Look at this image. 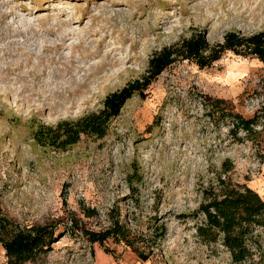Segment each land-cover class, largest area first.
I'll return each instance as SVG.
<instances>
[{
    "label": "rangeland",
    "instance_id": "obj_1",
    "mask_svg": "<svg viewBox=\"0 0 264 264\" xmlns=\"http://www.w3.org/2000/svg\"><path fill=\"white\" fill-rule=\"evenodd\" d=\"M263 30L264 0H0V208L17 226L48 225L58 237L26 264H233L221 244L196 237L197 211L226 159L230 181L264 199V129L257 141H235L231 120L207 113L218 99L227 113L264 115L256 58L225 53L204 69L177 59L103 139L82 138L67 152L36 145L30 127L99 110L144 75L154 53L193 33L215 46L226 33ZM115 217L145 239L146 262L111 243L118 257L105 254L82 236ZM157 226L165 234L154 241ZM258 234L243 264H264Z\"/></svg>",
    "mask_w": 264,
    "mask_h": 264
},
{
    "label": "trees",
    "instance_id": "obj_2",
    "mask_svg": "<svg viewBox=\"0 0 264 264\" xmlns=\"http://www.w3.org/2000/svg\"><path fill=\"white\" fill-rule=\"evenodd\" d=\"M225 53L256 58L264 69V30L250 36L235 32L226 33L221 44L210 46L204 35L193 33L175 47L162 48L148 60L147 69L139 79L127 83L120 90L108 94L99 110L89 112L75 120H61L55 125L31 123V138L41 148L58 153L67 152L82 138L103 139L110 123L116 119L126 103L134 97L145 98V90L177 59L194 63L199 69L210 67ZM261 113V114H260ZM208 116L213 122L231 120L230 134L235 141H257L264 129V115L256 112L246 119L239 113L225 112L222 100L210 103ZM240 133L243 136H240ZM231 171L229 160L221 163V174L215 182L203 191V202L198 214L202 221L195 225L196 237L205 245L221 244L231 257L233 264L251 261V247L258 241L259 232H264V199L246 185L233 184L227 174ZM133 177L128 185L140 183ZM264 176V171H263ZM71 224L77 226L76 222ZM82 236L91 245H98L105 254L115 255L108 243L133 252L137 259L146 262L150 258L141 248L145 239L136 237L119 217L111 219L109 226L99 231L80 229ZM165 234L162 226L154 230V241ZM57 233L48 225H34L21 228L8 220L0 208V246L4 251L6 264H26L40 254L51 250L57 242Z\"/></svg>",
    "mask_w": 264,
    "mask_h": 264
}]
</instances>
